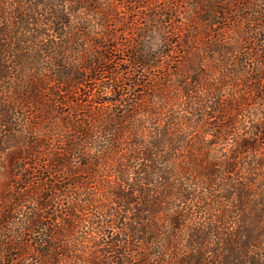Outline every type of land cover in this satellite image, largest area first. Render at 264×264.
I'll return each instance as SVG.
<instances>
[{
    "label": "trees",
    "instance_id": "16d2710c",
    "mask_svg": "<svg viewBox=\"0 0 264 264\" xmlns=\"http://www.w3.org/2000/svg\"><path fill=\"white\" fill-rule=\"evenodd\" d=\"M160 1L0 0V264H264V0Z\"/></svg>",
    "mask_w": 264,
    "mask_h": 264
},
{
    "label": "rangeland",
    "instance_id": "374dc122",
    "mask_svg": "<svg viewBox=\"0 0 264 264\" xmlns=\"http://www.w3.org/2000/svg\"><path fill=\"white\" fill-rule=\"evenodd\" d=\"M161 1H162V0H161ZM161 1H160V2H161ZM123 14H124V13H123ZM123 16L126 17V15H123ZM166 20L168 21V19H166Z\"/></svg>",
    "mask_w": 264,
    "mask_h": 264
}]
</instances>
